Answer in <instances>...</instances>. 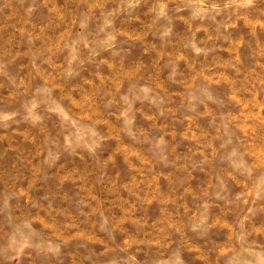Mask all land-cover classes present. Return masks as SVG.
<instances>
[{
  "label": "rangeland",
  "instance_id": "374dc122",
  "mask_svg": "<svg viewBox=\"0 0 264 264\" xmlns=\"http://www.w3.org/2000/svg\"><path fill=\"white\" fill-rule=\"evenodd\" d=\"M0 264H264V0H0Z\"/></svg>",
  "mask_w": 264,
  "mask_h": 264
}]
</instances>
